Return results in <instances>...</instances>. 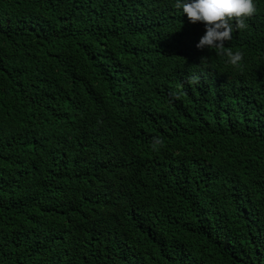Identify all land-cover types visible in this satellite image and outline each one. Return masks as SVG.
<instances>
[{
    "label": "trees",
    "instance_id": "1",
    "mask_svg": "<svg viewBox=\"0 0 264 264\" xmlns=\"http://www.w3.org/2000/svg\"><path fill=\"white\" fill-rule=\"evenodd\" d=\"M256 5L233 66L175 0H0V264H264Z\"/></svg>",
    "mask_w": 264,
    "mask_h": 264
},
{
    "label": "clouds",
    "instance_id": "2",
    "mask_svg": "<svg viewBox=\"0 0 264 264\" xmlns=\"http://www.w3.org/2000/svg\"><path fill=\"white\" fill-rule=\"evenodd\" d=\"M175 7L186 14L190 23H203L205 32L196 44L198 49L216 50L217 55L227 57L229 64H239L243 53L230 49L225 51V41L232 39L234 28L246 27L245 18L257 10L256 0H175Z\"/></svg>",
    "mask_w": 264,
    "mask_h": 264
}]
</instances>
